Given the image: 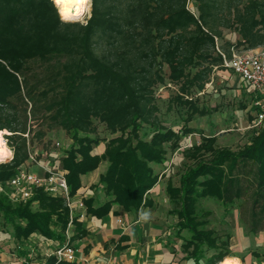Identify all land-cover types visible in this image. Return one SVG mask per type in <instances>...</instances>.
<instances>
[{
	"label": "trees",
	"instance_id": "16d2710c",
	"mask_svg": "<svg viewBox=\"0 0 264 264\" xmlns=\"http://www.w3.org/2000/svg\"><path fill=\"white\" fill-rule=\"evenodd\" d=\"M91 3L89 19L80 23L63 20L55 0H0V131L7 132L14 151L9 162L0 163V182L28 159L37 122V138L62 129L72 139L60 165L73 197L81 175L107 161L99 184L108 199L94 212L106 213L118 204L137 215L143 206L154 205L150 191L162 177L155 166L166 161L168 148H178L184 136L198 132L188 122L207 112L190 94L204 91L215 66L226 68L223 54L231 58L235 51L264 47V0ZM225 30L236 31L238 39H226ZM167 79L179 85L173 101L187 106L179 130L160 117L155 92ZM251 92L256 114L264 102ZM97 122L112 137L99 136ZM145 127L151 129L149 139L141 134ZM254 127L238 150L218 146V136L203 133L200 142L183 150L192 164L178 185L171 180L166 185L177 235L189 234L182 243L183 262L219 264L231 255L226 216L235 209L241 211L246 235L264 229V127ZM101 142L104 152L92 154ZM206 199L223 209L217 226ZM0 213L12 225L17 246L25 244L18 248L22 256L28 255L25 242L36 232L62 241L70 215L63 198L41 190L24 204L0 192Z\"/></svg>",
	"mask_w": 264,
	"mask_h": 264
},
{
	"label": "rangeland",
	"instance_id": "374dc122",
	"mask_svg": "<svg viewBox=\"0 0 264 264\" xmlns=\"http://www.w3.org/2000/svg\"><path fill=\"white\" fill-rule=\"evenodd\" d=\"M91 4L90 0L89 9L83 17L79 18V20L74 19L70 21L86 23L91 15ZM224 37L236 41L238 39V34L234 30H225ZM167 71L168 69L165 67L166 74L168 73ZM246 85H244V82H242L232 70L221 66H215L204 91L200 93L194 91L190 94L193 96L194 100L196 99L197 106L200 109L204 108L207 112L204 115L196 113L193 119L188 122V125L194 127L198 132L184 136L178 148H168L166 161L163 164L155 166L156 171L162 174L160 179L161 188L158 190L161 198L168 197L166 193L167 182L171 180L173 184L178 185L181 174L188 165L192 164V160H188L184 157L183 150L200 142L201 133L208 136H218L217 145L232 150H238L249 140L252 129L255 128L252 124L255 119L256 109L253 107L255 99L253 98L252 92H250L251 87ZM178 89V84L170 83L167 79L165 84L157 86L155 92L157 102L160 106L161 119L175 130L181 129L185 123L184 119L187 116V106L173 101V97L178 92ZM257 96L259 98L261 97L260 99L264 102V90L259 91ZM244 105H246V107H243ZM97 126L99 136L112 137L104 124L97 122ZM40 127L41 126L37 122L33 123L32 133L34 137L31 138V149L37 152L43 150L44 156L40 157H44L45 159H50L52 153H56V155L60 157V155L65 152L66 147H69V143H71L72 139L62 129L49 132L48 136L43 139L37 138V134L35 133ZM256 127L261 128L264 127V125H258ZM55 131L59 134L57 139L61 142V146H54V137H56V135L50 140L51 135H53V133L55 134ZM6 133V131H0L3 142L11 150V154L7 158L0 157V159H2L0 163L9 162L13 157L14 151L5 138ZM142 133H145V139H149L151 136V129L145 127L141 130V134ZM204 205L214 210L215 219H213V225L217 226V219L223 216L222 207L214 199L204 200ZM170 207H172V205ZM37 208V204H33V209L35 210ZM169 209L170 208L167 206L160 205L161 212L169 214ZM240 215V209H235L226 216V220L230 223L232 229L230 254H239L241 264H264V229L256 235H246ZM172 216L173 218H177L174 214H172ZM183 235V240L185 237H189L186 231L183 232ZM30 242L35 246L34 257L42 264H45L47 256L41 253L45 250H50L53 244H47L46 241L42 242L39 237H34ZM30 242L25 243L29 244ZM23 245L25 246V244H22V246ZM37 248H40V250L38 251ZM19 252L20 250H18L17 242L13 236V227L4 220L0 213V263H8L12 258L20 256L21 254ZM253 253H258V255H254ZM12 254L15 256H12ZM8 255H10V257H8ZM190 263L193 264V261L191 260ZM221 263L222 261L219 264ZM237 263H239V260L235 264Z\"/></svg>",
	"mask_w": 264,
	"mask_h": 264
},
{
	"label": "crops",
	"instance_id": "0c3cea01",
	"mask_svg": "<svg viewBox=\"0 0 264 264\" xmlns=\"http://www.w3.org/2000/svg\"><path fill=\"white\" fill-rule=\"evenodd\" d=\"M251 91L253 90L250 89ZM105 147V143L101 142L93 147L92 154H102ZM43 153V150L39 152V158L45 164L50 162L60 164L61 158L65 155L64 152L58 157L59 155L52 153L50 159H45L40 157L44 156ZM107 165V161H102L97 169L81 175V186L74 196V201L82 199L85 204L84 215L81 216L82 211L77 208L75 212L77 222L70 228L77 261L87 260L93 264H178L185 255L181 249L183 239L177 235L178 218H173L169 212L171 209L169 197L159 196L160 181L150 191L154 205L143 206L137 215L126 212L118 204H114L109 212L100 214L94 212L108 199L99 184L100 175L106 171ZM34 169L43 174L38 166ZM89 198L94 199L93 203L87 202ZM160 205L170 208L169 214L161 212ZM37 237L41 238L42 242H44L43 238L47 239L40 233H37ZM62 241L47 242V244H53L54 248L51 247L50 250H45L41 254L46 256L47 252L55 249ZM37 250L39 251L40 248ZM12 256L15 255L12 254ZM227 257L237 259L239 260L237 264H241L239 254ZM19 258V256L12 260L8 258L9 262L3 264H19L21 263ZM190 261H182L181 264H191ZM37 264L42 263L37 260Z\"/></svg>",
	"mask_w": 264,
	"mask_h": 264
},
{
	"label": "built area",
	"instance_id": "2783aa9c",
	"mask_svg": "<svg viewBox=\"0 0 264 264\" xmlns=\"http://www.w3.org/2000/svg\"><path fill=\"white\" fill-rule=\"evenodd\" d=\"M223 59L224 66L232 70L253 91L264 90V47L246 52L235 51L231 58H227L223 54ZM258 125H264V108L255 114L252 126ZM58 137L59 134L54 137V146H61ZM37 166L41 168L43 174L34 169ZM66 175L67 171L60 166L59 162L42 163L39 152L34 151L30 146L28 159L19 167L18 172L6 183L0 182V192H6L14 204L29 202L34 199L38 190L54 197L63 198L70 211L68 226L64 234L65 238L55 249L46 253L47 260L45 263H48V259L53 258L48 264H93L87 260L77 261L76 248L72 243L70 228L76 216V209H81V216L84 215L85 204L82 199L74 201V197L70 194ZM33 204H37V200H34ZM32 236L37 237V233ZM32 236L26 242L33 240L34 237ZM43 241L53 243L54 240L43 238ZM17 248H22V246L19 245ZM26 248L28 255L19 256L20 262L37 264V259L34 257V244L30 242L27 245L26 243Z\"/></svg>",
	"mask_w": 264,
	"mask_h": 264
},
{
	"label": "bare ground",
	"instance_id": "6f19581e",
	"mask_svg": "<svg viewBox=\"0 0 264 264\" xmlns=\"http://www.w3.org/2000/svg\"><path fill=\"white\" fill-rule=\"evenodd\" d=\"M59 13L64 19H78L83 17L90 6V0H56ZM11 154V150L3 142L0 134V157L5 158ZM238 260L232 257L225 258L221 264H235Z\"/></svg>",
	"mask_w": 264,
	"mask_h": 264
},
{
	"label": "water",
	"instance_id": "95a60500",
	"mask_svg": "<svg viewBox=\"0 0 264 264\" xmlns=\"http://www.w3.org/2000/svg\"><path fill=\"white\" fill-rule=\"evenodd\" d=\"M86 14V13H85ZM84 14V15H85ZM63 20H65V21H70V20H74V19H64V18H62Z\"/></svg>",
	"mask_w": 264,
	"mask_h": 264
}]
</instances>
